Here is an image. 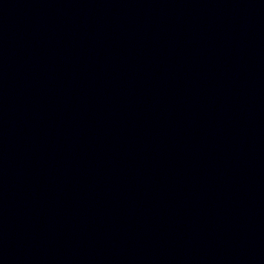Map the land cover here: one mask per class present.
<instances>
[{"label": "water", "instance_id": "95a60500", "mask_svg": "<svg viewBox=\"0 0 264 264\" xmlns=\"http://www.w3.org/2000/svg\"><path fill=\"white\" fill-rule=\"evenodd\" d=\"M0 264H264V0H0Z\"/></svg>", "mask_w": 264, "mask_h": 264}]
</instances>
